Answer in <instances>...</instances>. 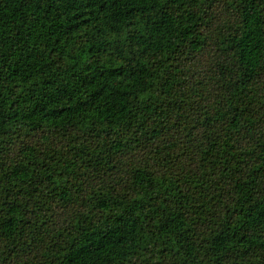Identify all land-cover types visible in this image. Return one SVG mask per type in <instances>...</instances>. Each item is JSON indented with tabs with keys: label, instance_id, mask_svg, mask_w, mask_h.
<instances>
[{
	"label": "trees",
	"instance_id": "16d2710c",
	"mask_svg": "<svg viewBox=\"0 0 264 264\" xmlns=\"http://www.w3.org/2000/svg\"><path fill=\"white\" fill-rule=\"evenodd\" d=\"M0 244L264 264V0H0Z\"/></svg>",
	"mask_w": 264,
	"mask_h": 264
},
{
	"label": "rangeland",
	"instance_id": "374dc122",
	"mask_svg": "<svg viewBox=\"0 0 264 264\" xmlns=\"http://www.w3.org/2000/svg\"><path fill=\"white\" fill-rule=\"evenodd\" d=\"M0 250H2V245L0 244ZM26 253H23V255H25ZM20 260L21 259H16L15 257L11 256L10 258H7L5 257V261L7 264H20ZM0 264H2L0 262Z\"/></svg>",
	"mask_w": 264,
	"mask_h": 264
}]
</instances>
